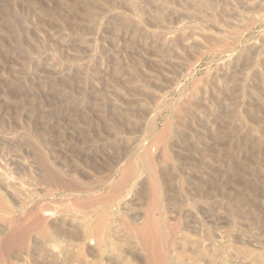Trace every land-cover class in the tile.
Here are the masks:
<instances>
[{
  "label": "rangeland",
  "instance_id": "374dc122",
  "mask_svg": "<svg viewBox=\"0 0 264 264\" xmlns=\"http://www.w3.org/2000/svg\"><path fill=\"white\" fill-rule=\"evenodd\" d=\"M262 7L0 0V264H264Z\"/></svg>",
  "mask_w": 264,
  "mask_h": 264
},
{
  "label": "bare ground",
  "instance_id": "6f19581e",
  "mask_svg": "<svg viewBox=\"0 0 264 264\" xmlns=\"http://www.w3.org/2000/svg\"><path fill=\"white\" fill-rule=\"evenodd\" d=\"M261 9H263V7L261 8ZM253 10V9H252ZM259 12H262L261 13V15H263V13H264V9H263V11H261V10H258ZM250 12V11H249ZM253 13H255V11H252ZM252 12H250V13H252ZM259 12H257V13H259ZM250 13H246V11L244 12V14H250ZM247 15V16H248ZM252 15V14H251ZM258 15H260V13L258 14ZM260 15V16H261ZM244 16V15H243ZM247 16H245V17H247ZM250 16V15H249ZM253 16H255V15H252V17ZM256 16H257V14H256ZM263 17H264V15H263ZM257 18H258V16H257ZM243 19H247V20H249L248 18H243ZM257 21V19L255 20V21H252V22H256ZM252 22H251V24H252ZM258 23H259V20L257 21ZM257 22H256V24H257ZM200 23V22H199ZM247 23H249L250 24V21H248ZM201 24V23H200ZM248 25V24H247ZM202 27V26H201ZM185 60V59H184ZM188 61V60H187ZM190 62V61H189ZM187 63V62H186ZM191 64V63H190ZM193 70V69H192ZM190 71H191V69H190V67H189V64H182L181 66H180V68H179V70H172V77H171V86H174L175 88H178V92H179V94H181L183 91H184V84H183V81L189 76V75H191L190 74ZM186 81V80H185ZM173 88V87H172ZM174 89V88H173ZM162 104V103H161ZM153 130V129H152ZM139 148V147H138ZM146 152V149L144 148V147H141V148H139L138 150H137V153L139 154V156H138V158H141L142 157V155L144 154ZM147 153V152H146ZM145 156H146V154H145ZM137 158V157H136ZM141 161V160H140ZM142 168L143 169H147V171H148V173H149V176H150V178H153V176H154V171H155V166L153 165V163L147 158V157H145L144 158V160H142ZM148 216V215H147ZM153 219V218H152ZM75 220V219H74ZM161 220V219H160ZM152 222V221H151ZM156 223V222H155ZM101 226V225H100ZM159 227V226H158ZM164 227V226H163ZM100 229V231L99 230H97L96 231V235H97V237H98V239L100 240L102 237H103V231H101V228H99ZM103 230V229H102ZM161 230V229H160ZM157 231H159V230H156L155 229V227L152 225V224H150L149 223V220L148 219H146L145 220V222L143 223V225L141 226V227H139L137 230H136V233H137V236L139 237V239H140V241H141V243H142V245L143 246H147V245H150V242H151V240L154 238V235H155V233L157 232ZM159 235V234H158ZM160 237V236H159ZM156 240V239H155ZM157 241V240H156ZM157 242H159V241H157ZM153 243V242H152ZM151 243V244H152ZM161 243V242H160ZM160 245V244H159ZM150 246H152V245H150ZM154 247V246H153ZM149 248V247H148ZM150 249V248H149ZM151 250H152V248H151ZM153 251H155V250H153ZM152 251V252H153ZM149 253H151L150 252V250H149ZM154 253L155 252H153L152 253V255H154ZM81 255V254H80ZM79 255V256H80ZM151 255V254H150ZM157 255V254H156ZM160 257V256H159ZM158 257V258H159ZM160 264V263H159ZM162 264V263H161Z\"/></svg>",
  "mask_w": 264,
  "mask_h": 264
}]
</instances>
